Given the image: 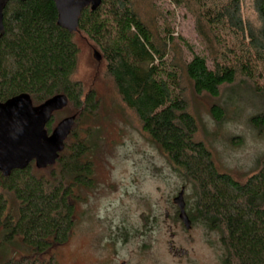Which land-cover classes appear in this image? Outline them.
<instances>
[{"label":"trees","instance_id":"16d2710c","mask_svg":"<svg viewBox=\"0 0 264 264\" xmlns=\"http://www.w3.org/2000/svg\"><path fill=\"white\" fill-rule=\"evenodd\" d=\"M101 1L96 11H82L77 31L100 49L107 74L142 132L192 184V204L184 201L191 224L217 234L222 264H264V158L243 184L218 172L212 153L195 140L197 125L182 87L184 77L196 95L216 100L227 87L229 94L243 90L264 99V90H255L239 62L229 70L220 67V39L214 33L216 25L226 24L264 53V0H251L259 21L256 28L241 19L243 0H225L213 16L204 13L202 0H170L195 8L189 11L197 35L210 51L213 69L198 55L184 59L174 39L153 33L129 0ZM3 27L0 103L26 94L33 106H39L64 95L67 106L79 112L73 115L74 126L54 165L38 170L31 163L8 177L0 173V264H57L48 253L70 238L79 191L95 187L90 157L98 149V131L90 126L81 139L75 127L98 119L99 99L93 90L82 97L81 84L73 79L77 31L68 33L57 26L53 0H10L3 10ZM56 113L45 127L48 134L59 123L55 125ZM210 113L220 123L225 109L214 104ZM249 122L263 132L264 108Z\"/></svg>","mask_w":264,"mask_h":264},{"label":"rangeland","instance_id":"374dc122","mask_svg":"<svg viewBox=\"0 0 264 264\" xmlns=\"http://www.w3.org/2000/svg\"><path fill=\"white\" fill-rule=\"evenodd\" d=\"M129 2L153 33L174 39L184 59L198 55L213 69L210 51L197 35L189 11L195 8L176 6L170 0ZM201 3L204 13L213 16L225 0ZM240 10L246 26L258 27L251 0H243ZM225 25L214 27L220 39L217 63L229 70L239 62L255 90H264V53L251 48L247 36L236 35ZM74 42L78 59L73 79L81 84L82 97L93 90L99 99L98 119L75 127L81 139L90 126L98 131V149L90 157L95 187L79 191L71 236L48 255L57 264H222L217 234L197 223L185 230L176 214L173 199L183 189L184 201L190 206L192 184L142 132L136 115L125 107L107 74L100 49L79 31ZM93 51L100 55V62L92 58ZM182 87L197 125L195 140L212 153L218 172L243 184L264 158V131L258 132L249 122L263 110L264 99L243 90L229 94L227 87L216 100L196 95L184 77ZM214 104L225 109L220 123L210 113ZM78 112L66 106L56 113L55 125Z\"/></svg>","mask_w":264,"mask_h":264},{"label":"water","instance_id":"95a60500","mask_svg":"<svg viewBox=\"0 0 264 264\" xmlns=\"http://www.w3.org/2000/svg\"><path fill=\"white\" fill-rule=\"evenodd\" d=\"M10 0H0V39L4 34L3 10ZM24 2L26 0H19ZM57 11V26L68 33L77 31L82 11H96L101 0H53ZM92 58L100 62V55L93 51ZM68 104L64 95H56L39 106H33L30 97L21 94L0 103V173L8 177L15 170H23L34 163L41 170L54 165L64 149V142L71 133L75 117L62 119L50 134L45 130L53 113ZM178 219L185 230L191 221L185 212L184 190L173 199Z\"/></svg>","mask_w":264,"mask_h":264}]
</instances>
